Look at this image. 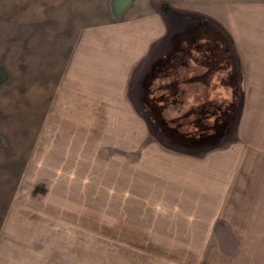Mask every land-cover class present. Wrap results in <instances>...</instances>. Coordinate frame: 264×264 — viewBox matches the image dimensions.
<instances>
[{"label": "rangeland", "instance_id": "374dc122", "mask_svg": "<svg viewBox=\"0 0 264 264\" xmlns=\"http://www.w3.org/2000/svg\"><path fill=\"white\" fill-rule=\"evenodd\" d=\"M115 1L0 0V264H264V0Z\"/></svg>", "mask_w": 264, "mask_h": 264}, {"label": "crops", "instance_id": "0c3cea01", "mask_svg": "<svg viewBox=\"0 0 264 264\" xmlns=\"http://www.w3.org/2000/svg\"><path fill=\"white\" fill-rule=\"evenodd\" d=\"M74 2V0H67L66 2V6L68 8H70V5L71 3ZM100 2L101 0H87L86 3H85V0H82V3L86 6L84 9H81V17H82V21L86 20V19H95L97 17H99L98 15V12H99V5H100ZM116 5V1L115 0H108V4H107V10L109 8H111L112 6H115ZM77 13V11H74ZM85 15H87V17H85ZM77 22V21H76ZM58 21L56 22V25H57ZM68 25H64L62 23H58L57 25V29H63V30H66V31H74L75 29H78L76 28L77 26L75 25L74 21L71 19V24L68 22ZM76 26V27H75ZM47 28V27H45ZM81 29V28H79ZM47 30V29H45ZM64 32L66 35L60 37V39H56L55 41L53 40V43H52V39H46L47 37L45 36V42H47V45H44V46H49L51 45L52 43V47L51 49L49 48H38V50L41 52V57L39 59V52H38V63L41 64V68L39 66V70H41L40 72L42 74H38L37 73V70H38V63H37V67H32V69L30 68V66H27V71L28 73L30 72V79H33L34 78V83H37V81L45 78L46 81H47V76L44 75L46 73V67L48 66V62H50V66H53V68H56V69H60L62 70L59 74H55L54 75V78H57L58 81L59 79H61L63 77V68L66 70L68 69V66H69V61L70 59H73L74 56L70 57L66 62H65V67H63L62 63L61 62H57L56 59H54L52 56H50V54L52 55L54 51H56V53H64V51L66 50V47L69 43H68V34L67 32ZM48 33H45V35H47ZM72 36V35H71ZM55 47V48H54ZM42 57H44L42 59ZM42 59V60H41ZM41 60V61H40ZM21 67V65H20ZM22 69L26 70V67H25V64L22 65ZM51 73L53 74V70L50 69ZM46 81L43 82L46 84ZM57 84V82L54 83V85ZM0 122H2L4 124L3 121L0 120ZM15 242V241H14ZM10 241L8 240L7 243L5 244L6 245H10ZM16 246H19V243L16 242ZM5 249V247H4Z\"/></svg>", "mask_w": 264, "mask_h": 264}]
</instances>
